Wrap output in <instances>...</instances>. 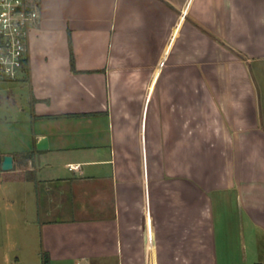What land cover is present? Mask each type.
Segmentation results:
<instances>
[{
    "label": "crops",
    "instance_id": "crops-1",
    "mask_svg": "<svg viewBox=\"0 0 264 264\" xmlns=\"http://www.w3.org/2000/svg\"><path fill=\"white\" fill-rule=\"evenodd\" d=\"M38 12L20 78L34 129L0 149L34 156L0 181L21 185L48 248L77 264H264L248 237L264 233V0Z\"/></svg>",
    "mask_w": 264,
    "mask_h": 264
},
{
    "label": "rangeland",
    "instance_id": "rangeland-1",
    "mask_svg": "<svg viewBox=\"0 0 264 264\" xmlns=\"http://www.w3.org/2000/svg\"><path fill=\"white\" fill-rule=\"evenodd\" d=\"M30 100L28 82L22 79L0 81V149H20L33 132L35 124ZM1 157L4 154L0 151V161ZM22 194L18 182L6 184L0 181V264H77L75 258L66 257L68 251L57 255L55 250L48 248V231L43 227L39 232L32 224L36 218L35 210L33 204L25 208ZM252 230L248 235L249 244L251 247L258 244L255 250L263 255V228L252 225Z\"/></svg>",
    "mask_w": 264,
    "mask_h": 264
},
{
    "label": "built area",
    "instance_id": "built-area-1",
    "mask_svg": "<svg viewBox=\"0 0 264 264\" xmlns=\"http://www.w3.org/2000/svg\"><path fill=\"white\" fill-rule=\"evenodd\" d=\"M38 3L0 0V81H17L26 71L31 30L39 21Z\"/></svg>",
    "mask_w": 264,
    "mask_h": 264
},
{
    "label": "trees",
    "instance_id": "trees-1",
    "mask_svg": "<svg viewBox=\"0 0 264 264\" xmlns=\"http://www.w3.org/2000/svg\"><path fill=\"white\" fill-rule=\"evenodd\" d=\"M27 66H28V63H27ZM27 66H26V69H27ZM33 156H34V152H18L17 154H14V157L16 158V160L22 159V161H20V163H18L19 162L18 161L15 164L13 171L4 172V175H9V176H6V178H4V180L5 181H17L19 179V175L16 171L21 168V165H23L22 163H27V162L31 161L33 159ZM2 160H3V157H1V161H0V172H3ZM46 264H47V262H46Z\"/></svg>",
    "mask_w": 264,
    "mask_h": 264
},
{
    "label": "water",
    "instance_id": "water-1",
    "mask_svg": "<svg viewBox=\"0 0 264 264\" xmlns=\"http://www.w3.org/2000/svg\"><path fill=\"white\" fill-rule=\"evenodd\" d=\"M38 148L40 150H46L49 148V140L45 136L39 137ZM14 156L13 155H5L2 160V170L4 172H11L14 170Z\"/></svg>",
    "mask_w": 264,
    "mask_h": 264
}]
</instances>
